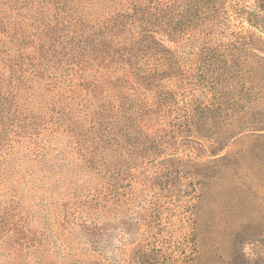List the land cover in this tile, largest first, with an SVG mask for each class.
Instances as JSON below:
<instances>
[{
  "label": "rangeland",
  "instance_id": "obj_1",
  "mask_svg": "<svg viewBox=\"0 0 264 264\" xmlns=\"http://www.w3.org/2000/svg\"><path fill=\"white\" fill-rule=\"evenodd\" d=\"M0 264H264V0H0Z\"/></svg>",
  "mask_w": 264,
  "mask_h": 264
},
{
  "label": "trees",
  "instance_id": "obj_2",
  "mask_svg": "<svg viewBox=\"0 0 264 264\" xmlns=\"http://www.w3.org/2000/svg\"><path fill=\"white\" fill-rule=\"evenodd\" d=\"M256 121H257V122H253V123H255V124H256V123H261V122L263 121V118H261V119H259V120H256ZM255 124H254V125H255Z\"/></svg>",
  "mask_w": 264,
  "mask_h": 264
}]
</instances>
